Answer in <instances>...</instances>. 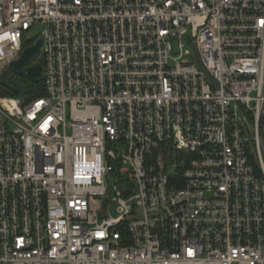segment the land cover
Returning a JSON list of instances; mask_svg holds the SVG:
<instances>
[{
    "label": "built area",
    "instance_id": "built-area-1",
    "mask_svg": "<svg viewBox=\"0 0 264 264\" xmlns=\"http://www.w3.org/2000/svg\"><path fill=\"white\" fill-rule=\"evenodd\" d=\"M40 38L0 264H264V0H0V82Z\"/></svg>",
    "mask_w": 264,
    "mask_h": 264
},
{
    "label": "water",
    "instance_id": "water-1",
    "mask_svg": "<svg viewBox=\"0 0 264 264\" xmlns=\"http://www.w3.org/2000/svg\"><path fill=\"white\" fill-rule=\"evenodd\" d=\"M43 42V39L40 38L33 46L25 49L21 59L9 69L10 74H14L30 83L38 84L42 74V65L38 60L42 53ZM4 87L9 88L10 92L15 95H18L20 92L18 84L15 82H11L9 85L0 82V90Z\"/></svg>",
    "mask_w": 264,
    "mask_h": 264
},
{
    "label": "trees",
    "instance_id": "trees-1",
    "mask_svg": "<svg viewBox=\"0 0 264 264\" xmlns=\"http://www.w3.org/2000/svg\"><path fill=\"white\" fill-rule=\"evenodd\" d=\"M36 40L33 39L31 41H28L25 43L26 47H31L35 44ZM7 77V76H6ZM5 77V78H6ZM20 89V96L23 97L26 102H29L33 99L39 98L44 96L43 88H42V81H40L39 84L34 85L27 81H24L23 84H19ZM7 92H0V95H7Z\"/></svg>",
    "mask_w": 264,
    "mask_h": 264
},
{
    "label": "rangeland",
    "instance_id": "rangeland-1",
    "mask_svg": "<svg viewBox=\"0 0 264 264\" xmlns=\"http://www.w3.org/2000/svg\"><path fill=\"white\" fill-rule=\"evenodd\" d=\"M37 30V29H36ZM40 30V29H39ZM38 30V31H39ZM34 33V30H32L31 34L33 35ZM183 43L185 45V49L188 50L190 52L189 56H187L186 58L187 59H192L193 57H196L197 55V52L195 50V46H194V43H193V38H192V35L191 33H189L188 35H186L184 38H183ZM7 83H10L11 81H18V85L20 84H23L24 81H27V80H20L19 77H17L16 75L14 74H8L7 77L5 78ZM28 82V81H27ZM30 83V82H29Z\"/></svg>",
    "mask_w": 264,
    "mask_h": 264
},
{
    "label": "flooded vegetation",
    "instance_id": "flooded-vegetation-1",
    "mask_svg": "<svg viewBox=\"0 0 264 264\" xmlns=\"http://www.w3.org/2000/svg\"><path fill=\"white\" fill-rule=\"evenodd\" d=\"M19 79H20V78H19ZM20 80H22V79H20ZM12 82H15V83H17V84L19 83L17 80H16V81H12Z\"/></svg>",
    "mask_w": 264,
    "mask_h": 264
}]
</instances>
